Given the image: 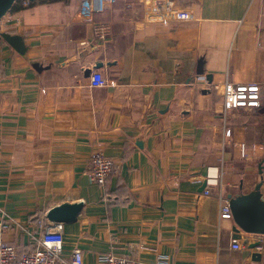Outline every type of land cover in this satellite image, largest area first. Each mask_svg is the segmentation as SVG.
I'll return each mask as SVG.
<instances>
[{"label": "crops", "instance_id": "1", "mask_svg": "<svg viewBox=\"0 0 264 264\" xmlns=\"http://www.w3.org/2000/svg\"><path fill=\"white\" fill-rule=\"evenodd\" d=\"M83 1L18 2L1 20L3 240L23 253L51 207L83 200L59 264L76 247L83 264L112 249L146 264H264V245L242 240L264 235L221 217L230 196L261 184L264 197V0H170L192 18L169 22L141 0ZM94 70L109 84L93 86ZM226 81L260 84L262 106L225 111ZM95 150L116 165L105 186L89 176Z\"/></svg>", "mask_w": 264, "mask_h": 264}, {"label": "built area", "instance_id": "2", "mask_svg": "<svg viewBox=\"0 0 264 264\" xmlns=\"http://www.w3.org/2000/svg\"><path fill=\"white\" fill-rule=\"evenodd\" d=\"M91 1H83V11L90 12ZM112 2L114 0H103ZM147 7L146 16L159 17L164 22L185 21L192 18V12L188 8H177L170 0H141ZM23 6H28L31 2L28 0L18 1ZM2 20V19H1ZM0 20V27H1ZM93 86H106L108 79L102 72L94 70L91 76ZM223 103L225 111L234 109L255 110L262 106L263 96L261 85L258 83H235L226 81L223 86ZM230 134V131H228ZM89 176L90 179L105 186L109 177L115 172L116 165L113 159L99 150L91 153L89 158ZM210 193L209 189L205 190ZM222 218H232V210L228 200L225 201L222 211ZM47 222V219H46ZM43 230L36 238L35 245L31 249L19 252L16 245L3 240L2 235L9 229V222L0 219V264H59L61 256L65 249V226L64 223L54 225L43 224ZM239 247L238 244L235 245ZM101 264H146L140 260L131 258L125 254L110 250L100 256ZM84 255L81 248L76 247L72 253V264H83ZM150 264H168L165 256L160 257L156 263Z\"/></svg>", "mask_w": 264, "mask_h": 264}, {"label": "water", "instance_id": "3", "mask_svg": "<svg viewBox=\"0 0 264 264\" xmlns=\"http://www.w3.org/2000/svg\"><path fill=\"white\" fill-rule=\"evenodd\" d=\"M19 0H0V20L3 19L18 3ZM34 2L35 0H28ZM6 40L18 51H24V46L18 37L5 35ZM102 64L97 63L95 68H99ZM92 70L87 68L86 75L90 76ZM211 78V77H210ZM209 80L211 81L212 79ZM205 187V184L204 186ZM230 207L232 216L236 223L234 230L240 233L242 229L246 233L264 235V197L261 192V184L257 185L254 190L249 193L230 196ZM84 206L83 200L73 202H62L51 207L46 212V219L50 225L57 223H73L78 219L80 212ZM240 234H238V238ZM244 244L248 248H254L261 244L264 245V238L251 235L242 236Z\"/></svg>", "mask_w": 264, "mask_h": 264}]
</instances>
